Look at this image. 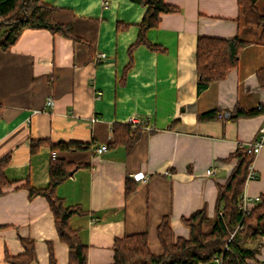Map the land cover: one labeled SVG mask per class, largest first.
I'll return each mask as SVG.
<instances>
[{"label":"crops","instance_id":"obj_1","mask_svg":"<svg viewBox=\"0 0 264 264\" xmlns=\"http://www.w3.org/2000/svg\"><path fill=\"white\" fill-rule=\"evenodd\" d=\"M43 2L83 42L28 29L9 51L0 50V160L10 155L5 174L11 183L0 196V264L23 255L25 242L34 247L32 264H51L52 257L69 264L49 203L39 194L31 197V189L49 187L53 153L78 166L56 193L66 206L85 212L71 226L87 246V264H113L115 241L134 234H147L150 252L162 255L158 228L164 219L175 242L189 240L185 221L205 211L204 231L210 233L220 187L236 166L229 157L264 127V115L231 119L237 107L264 105L257 79L264 69V29L245 22L238 0H165L179 12L163 15L159 28L147 33L165 52L137 47L125 75L145 8L131 0ZM256 7L264 17V0ZM200 37L247 43L237 69L202 92ZM211 112L219 119L199 121ZM131 121L139 123L138 141L131 149L112 148L114 126ZM33 143L43 145L33 152ZM61 144L73 150L54 149ZM102 145L108 151L96 155ZM209 169L216 174L208 176ZM253 169L257 178L244 191L250 199L264 195V150ZM128 180L136 184L130 196ZM247 264H264V237Z\"/></svg>","mask_w":264,"mask_h":264},{"label":"trees","instance_id":"obj_2","mask_svg":"<svg viewBox=\"0 0 264 264\" xmlns=\"http://www.w3.org/2000/svg\"><path fill=\"white\" fill-rule=\"evenodd\" d=\"M146 9V13L139 25V35L135 44L130 48V64L133 65V51L139 46H145L152 52H165V49L152 45L147 39L150 30L160 26L163 15L179 12L177 7L169 5L165 0H131ZM260 0H238L245 22L264 29V17L257 10L256 4ZM45 29L53 34H59L74 42H83L75 36L71 25L60 24L55 19V9L47 6L43 0H0V50L9 51L20 39L25 30ZM247 43L238 38L223 40L217 38L200 37L197 44L196 69L198 73V92L207 89L211 84L225 79L239 65V56ZM257 79L264 89V69L259 71ZM0 108V117H1ZM264 115L262 108L246 111L237 107L231 119L252 118ZM219 119V112H211L199 118V121ZM114 142L112 148L123 146L131 149L140 137V130L133 129L131 124L115 125L113 128ZM43 143H33L32 151L36 152ZM59 151L73 150L68 145H57ZM229 160H236L227 183L220 187L217 204V217L210 233L204 231L209 223L205 211L194 213L185 223L191 229L189 240L174 241L173 232L167 219L158 228V238L163 248V254L153 255L149 250L148 235L134 234L117 239L114 243L113 264H247L254 259L257 246L264 237V195L261 202L254 207L249 215H244L241 204L250 167L254 157L247 154L240 146ZM10 164V155L0 160V196L3 190L11 185L5 171ZM71 164L55 159L50 166V185L45 190L31 189V197L43 196L55 218L56 230L60 240L69 248V264H87L88 249L82 242L79 231L71 226V219L84 216L85 212L79 206H66L59 198L56 189L69 179L74 170ZM136 189L131 180L126 184V196H130ZM233 237L231 238V236ZM25 253L17 258H8L12 264H32L35 251L32 243L25 242ZM228 250H225V248ZM218 258V259H217ZM219 260V263L217 262ZM51 264H55L51 258Z\"/></svg>","mask_w":264,"mask_h":264},{"label":"built area","instance_id":"obj_3","mask_svg":"<svg viewBox=\"0 0 264 264\" xmlns=\"http://www.w3.org/2000/svg\"><path fill=\"white\" fill-rule=\"evenodd\" d=\"M52 104H53V100L49 99L47 101V105L50 107V106H52ZM258 108L261 109L262 106H259ZM131 125H132L134 130L139 127V123H137L136 121H131ZM240 146H243L245 148L247 154L252 155L255 159L264 150V127H262L259 130L258 137L254 142L248 143L245 145H240ZM107 151H108V146L102 145V146L98 147L97 149H95L94 152L96 155H102ZM53 158L54 159L57 158L56 153H53ZM206 174L208 176H214L216 174V170L215 169H209V170H207ZM256 178H257V173L254 171L253 164H252V166L250 167V170H249L248 177H247V182L254 180ZM136 180H139V177H137ZM142 180H145V178H143ZM260 202H261L260 197L250 199L244 195L243 200H242V204H241V210L243 211V214L249 215L251 213L252 209L254 208L253 206L257 205ZM232 237H233V235L231 236V238ZM225 250H228V248L226 247ZM217 262L219 263V260H217Z\"/></svg>","mask_w":264,"mask_h":264},{"label":"bare ground","instance_id":"obj_4","mask_svg":"<svg viewBox=\"0 0 264 264\" xmlns=\"http://www.w3.org/2000/svg\"><path fill=\"white\" fill-rule=\"evenodd\" d=\"M218 259V258H217Z\"/></svg>","mask_w":264,"mask_h":264}]
</instances>
